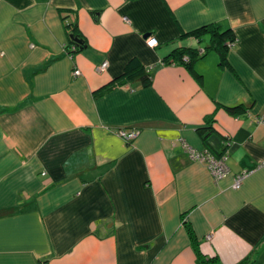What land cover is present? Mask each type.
I'll list each match as a JSON object with an SVG mask.
<instances>
[{"label":"crops","instance_id":"crops-1","mask_svg":"<svg viewBox=\"0 0 264 264\" xmlns=\"http://www.w3.org/2000/svg\"><path fill=\"white\" fill-rule=\"evenodd\" d=\"M70 24L88 43L76 57ZM212 24L236 34L231 68L209 51L196 65L201 85L164 64L177 48L205 51L209 37L180 38ZM135 58L152 87L97 98ZM238 105L245 115L227 112ZM262 116L264 0H0V264H258ZM210 120L208 142L230 169L220 183L179 142L206 149L199 130ZM119 129L141 134L128 144Z\"/></svg>","mask_w":264,"mask_h":264},{"label":"trees","instance_id":"trees-1","mask_svg":"<svg viewBox=\"0 0 264 264\" xmlns=\"http://www.w3.org/2000/svg\"><path fill=\"white\" fill-rule=\"evenodd\" d=\"M66 28L69 37L68 45L66 47L68 54L76 57L88 48L87 40L79 30L77 24H70ZM205 37H210L211 43L204 53H202L201 50L193 48H177L164 59V64L186 67L201 85L204 83V77L196 71V65L207 57L209 51H214L220 56L221 67L231 68L229 63V53L231 47L237 41L235 32L232 29H223L218 24H212L203 26L191 32L183 33L180 39H196L202 42ZM186 58L188 59L185 60ZM126 84H138L142 88L152 87L153 75L151 70L146 68L140 60L135 58L128 63L123 74L119 78L115 79L111 84L98 91L96 93V97L98 98L106 91ZM226 110L232 116H242L248 111L244 105L228 107ZM208 124V127L199 130V135L204 140L207 150L222 157L226 152L216 153L208 142L209 134L214 131L212 120H210ZM189 233L191 235L195 251L201 259L205 260V257L201 254L199 242L195 239L191 231H189ZM217 261V257H211L209 258L208 264H217ZM239 264H250V259L247 258Z\"/></svg>","mask_w":264,"mask_h":264},{"label":"built area","instance_id":"built-area-1","mask_svg":"<svg viewBox=\"0 0 264 264\" xmlns=\"http://www.w3.org/2000/svg\"><path fill=\"white\" fill-rule=\"evenodd\" d=\"M146 43L148 47L152 49L157 48L159 46L158 40L153 36L147 38ZM202 53H204V51H202ZM187 59L188 58H186L185 60ZM108 66H109L108 63H104L102 66L98 67V72L104 71V69L108 68ZM74 74L76 76H80L81 71L76 70ZM259 124L264 126V116H262L259 119ZM117 134L126 143H131L140 136V131L131 130V129H120L117 131ZM183 145H184L185 151L190 156V158L194 160L195 162L204 164L216 182H221L222 180H225L226 178L230 176V169L227 166V156L226 155H223L222 157H217L211 151L207 149L197 150L190 144H186L185 141ZM249 175L250 174L248 172H243L235 176L233 189L240 190L243 186L244 181L248 178ZM207 239L211 241L213 239V235L207 236Z\"/></svg>","mask_w":264,"mask_h":264},{"label":"rangeland","instance_id":"rangeland-1","mask_svg":"<svg viewBox=\"0 0 264 264\" xmlns=\"http://www.w3.org/2000/svg\"><path fill=\"white\" fill-rule=\"evenodd\" d=\"M209 38H210V37H209ZM66 51H67V48H66ZM67 52H68V51H67ZM69 55H70V54H69ZM70 56H72V55H70ZM72 57H73V56H72ZM104 63H108V62H104ZM104 63H103V64H104ZM103 64H102V65H103ZM108 64H109V63H108ZM102 65H101V66H102ZM108 67H109V66H108ZM107 69H108V68L104 69V71H99V73H104V72L107 71ZM97 70H98V68H97ZM119 130H120V129H119ZM117 131H118V130H116V134H117ZM140 134H141V133H140ZM117 135H118V134H117ZM138 138H139V137H138ZM138 138H137V139H138ZM137 139H136V140H137ZM136 140H134L133 142L128 143V144H133ZM182 141H183V142H182ZM184 141H185L186 144H189L186 140H184V139H180L179 142L181 143V145H182L183 147H184V145H183V144H184ZM214 155H215V154H214ZM224 155H226V154H224ZM216 156H217V155H216ZM217 157H220V156H217ZM222 181H223V180H222ZM222 181H221V182H222ZM215 182H216V181H215ZM216 183H220V182H216ZM251 262H252V264H255V262H253V261H251ZM258 264H264V260H260Z\"/></svg>","mask_w":264,"mask_h":264},{"label":"water","instance_id":"water-1","mask_svg":"<svg viewBox=\"0 0 264 264\" xmlns=\"http://www.w3.org/2000/svg\"><path fill=\"white\" fill-rule=\"evenodd\" d=\"M149 37V35H146V38Z\"/></svg>","mask_w":264,"mask_h":264}]
</instances>
